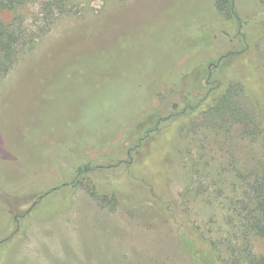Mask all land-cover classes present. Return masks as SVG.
<instances>
[{
  "label": "rangeland",
  "instance_id": "rangeland-1",
  "mask_svg": "<svg viewBox=\"0 0 264 264\" xmlns=\"http://www.w3.org/2000/svg\"><path fill=\"white\" fill-rule=\"evenodd\" d=\"M43 1L18 9L36 40L0 78V264H191L182 209L201 233L224 230L212 191L226 192L228 162L238 165L246 143L236 127L179 132L181 117H170L148 158L134 145L155 125L145 115L161 104L172 112L199 63L211 69L236 49V25L215 0H79L37 35ZM236 2L250 46L216 75L247 82L264 119V0ZM85 163L93 169L76 178ZM162 201L179 204L175 216ZM251 244L264 253L263 239Z\"/></svg>",
  "mask_w": 264,
  "mask_h": 264
},
{
  "label": "trees",
  "instance_id": "trees-1",
  "mask_svg": "<svg viewBox=\"0 0 264 264\" xmlns=\"http://www.w3.org/2000/svg\"><path fill=\"white\" fill-rule=\"evenodd\" d=\"M29 1L31 0H0V14L5 10L14 13L10 21H5L0 16V78L11 69L19 54L24 49L30 48L36 40V33L28 32L23 28L18 13V9ZM78 5L79 0L43 1L42 26L39 31H35L38 32L37 35L39 32L48 31L57 16L74 13ZM215 7L229 24L236 25L237 31L234 35L238 39L236 49L213 59L210 63L211 69L204 70L200 68L203 66V61L199 63V72L196 73L191 85L182 90L184 94L180 102L173 104L172 112H168L164 104H161L158 110L148 112L144 117L145 122H155V125L145 130L143 137L135 143L134 149L141 152L143 159L148 158L152 153L156 133L162 129L158 127V121H167L170 117H174L175 120L181 117L182 120L177 125L179 132L187 129L196 132L195 134L204 131L232 134L233 127H236L239 139L246 143L248 154L243 155L236 162L238 165L229 160L230 177L227 180L226 192L219 190L218 187L212 191L216 196L222 195L224 200L226 227L221 232L219 225L214 235H205L190 221L189 212L182 209L185 215L181 221L178 239L191 264H264V253H255L251 244L252 237L264 240L262 109L255 95L250 92L247 82L226 78L221 76L222 74L216 75V72L222 68L218 70L222 59L232 60L249 48V40L242 30L247 20L239 14L236 0H215ZM238 44L241 47H238ZM136 130L138 131L134 135L138 137L140 129ZM144 137L148 146L142 144ZM142 161L141 158L140 162ZM92 169L90 163L79 165L76 169V178ZM193 179L196 191L204 187V176L198 168L193 171ZM72 183L69 182L68 185ZM162 202V207L168 216L169 214L172 215L171 217L175 216L179 204L173 201ZM222 253L225 254V258L221 256Z\"/></svg>",
  "mask_w": 264,
  "mask_h": 264
}]
</instances>
